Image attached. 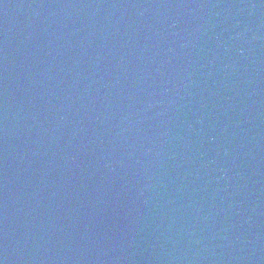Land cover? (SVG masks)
Instances as JSON below:
<instances>
[{
    "label": "water",
    "instance_id": "95a60500",
    "mask_svg": "<svg viewBox=\"0 0 264 264\" xmlns=\"http://www.w3.org/2000/svg\"><path fill=\"white\" fill-rule=\"evenodd\" d=\"M0 264H264V0H0Z\"/></svg>",
    "mask_w": 264,
    "mask_h": 264
}]
</instances>
